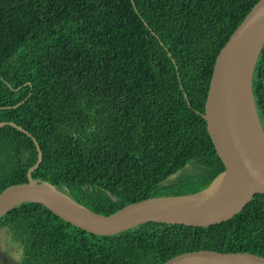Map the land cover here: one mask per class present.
Listing matches in <instances>:
<instances>
[{"label":"trees","instance_id":"16d2710c","mask_svg":"<svg viewBox=\"0 0 264 264\" xmlns=\"http://www.w3.org/2000/svg\"><path fill=\"white\" fill-rule=\"evenodd\" d=\"M259 1L0 0V122L32 135L0 127V193L28 182L34 139L32 178L103 216L206 189L225 171L203 118L216 59ZM197 251L264 258V195L205 228L101 236L36 203L0 218L5 264H164Z\"/></svg>","mask_w":264,"mask_h":264},{"label":"water","instance_id":"95a60500","mask_svg":"<svg viewBox=\"0 0 264 264\" xmlns=\"http://www.w3.org/2000/svg\"><path fill=\"white\" fill-rule=\"evenodd\" d=\"M263 46L264 0H260L216 59L203 118L225 171L206 189L186 196L150 198L103 216L51 183L32 178L43 162L41 147L34 139L38 161L29 170L27 183L9 186L0 193V218L24 203H36L74 226L101 236L119 234L150 222L205 228L232 219L255 195H264V129L252 90L254 69ZM245 88L250 98L247 122L255 133L254 142L244 126L247 125L242 101ZM5 126L32 136L15 123L0 122V127ZM0 264H5L1 257ZM164 264H264V258L250 253L197 251L176 256Z\"/></svg>","mask_w":264,"mask_h":264},{"label":"bare ground","instance_id":"6f19581e","mask_svg":"<svg viewBox=\"0 0 264 264\" xmlns=\"http://www.w3.org/2000/svg\"><path fill=\"white\" fill-rule=\"evenodd\" d=\"M262 52V51H261ZM261 54V53H260ZM253 89V88H252ZM242 101H243V105H244V108H245V111H246V109L247 110H249V102H250V98H249V92H248V90H247V88H245V90H244V95H243V97H242ZM248 111H246V114H245V122L247 123V125L246 124H244V126H245V129H246V131H247V134L249 135V137H250V140H251V142H254L255 141V133H254V131H253V129H252V127L250 128L249 126H251V124L249 123V122H247V119H249L248 118ZM254 145V144H253Z\"/></svg>","mask_w":264,"mask_h":264},{"label":"flooded vegetation","instance_id":"af4514ba","mask_svg":"<svg viewBox=\"0 0 264 264\" xmlns=\"http://www.w3.org/2000/svg\"><path fill=\"white\" fill-rule=\"evenodd\" d=\"M0 257H1V255H0Z\"/></svg>","mask_w":264,"mask_h":264}]
</instances>
